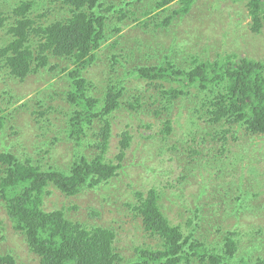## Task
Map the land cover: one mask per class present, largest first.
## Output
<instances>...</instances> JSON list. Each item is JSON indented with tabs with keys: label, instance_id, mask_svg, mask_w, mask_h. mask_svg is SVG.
I'll use <instances>...</instances> for the list:
<instances>
[{
	"label": "rangeland",
	"instance_id": "rangeland-1",
	"mask_svg": "<svg viewBox=\"0 0 264 264\" xmlns=\"http://www.w3.org/2000/svg\"><path fill=\"white\" fill-rule=\"evenodd\" d=\"M22 1L25 0H1L0 5L9 7V12L0 8V13L10 18L9 22L14 20L12 11ZM40 1L36 0L34 16L48 13L45 20H54L59 14L58 9L52 8V12H48L51 3L42 8ZM114 1L120 3L119 0ZM127 1L122 9L113 12L116 19L121 13H125L127 18L117 22L116 28L111 25L112 38L103 45L97 61L85 73L91 85L87 93L90 98L100 100L99 107H102L108 86L121 81L126 87L125 98H134L142 92L145 103L149 101L144 109L146 112L131 110L130 114L120 110L109 117L112 138L107 159L115 166H121L109 186L86 189L77 196H67L51 186L44 209L50 212L63 210L68 218L75 221L113 229L117 233L115 247L125 257V263L129 264L139 253L140 247L155 248L154 240L144 232L142 218L137 214L139 194L146 195L152 189L162 193L163 210L173 224L185 223L198 206L202 207L206 202L213 204L207 192L209 188H203L206 181L202 183L201 177H208L205 168L211 169L215 165L211 162L204 168L203 160L192 165V169L196 170L191 169L189 175L192 183L187 188L180 186L181 173L184 172L180 162L183 158L186 162L194 158L203 159L198 152L204 151L226 159L231 158L232 152L250 155L248 159L251 161L247 160L243 167L234 170L239 177L232 182L226 181L225 187L223 185L220 189L219 200L229 204L220 206L223 238L232 236L235 230L248 227L255 221L254 208L237 214V223L232 228L227 221V212L236 213L248 203L249 208L264 206V176L260 174L264 172V137L252 136L246 127L237 124H223L220 131L203 114L207 102L211 100H208V94L203 93L204 90H197L180 81L156 83L154 87L134 76L132 69L138 71L142 66L163 64L166 59L174 60L184 69H190L198 60L239 61L244 57L262 60L264 29L259 34L252 30L248 8L250 0H197L191 12L184 16L185 19L177 18L167 25L164 24L165 19L181 8L180 2L146 14L150 8L153 9L150 1ZM159 2L162 0L154 1L155 4ZM3 16H0L1 21ZM145 22H150L149 26H145ZM8 27H0V48L10 39ZM150 45L153 50L151 57L147 58L146 54L149 53L140 55L141 51H148ZM73 67L71 61L53 59L47 68L24 81L16 80L0 67V117L7 116L1 129L4 131L0 132V151H14L24 161L33 162L45 171L58 169L67 176L79 157L90 159L98 153L99 134L104 120L95 119L80 134H76L70 124L72 108L67 101L70 84L66 78L70 71L64 69L72 70ZM171 89L186 93L173 104V113L162 108L171 106L163 94ZM159 112L162 115L157 116ZM188 112L190 117L187 119ZM169 116L175 135L162 133V119ZM126 131L132 135L131 147L123 158L117 159L122 134ZM3 135L6 141H3ZM222 137L227 140L225 148ZM233 163L235 161L231 160V168L238 165ZM218 174V179L214 178L216 184L221 183V171L215 172V176ZM242 177L250 179V183L243 186L245 191H250L249 194L244 191L232 192ZM258 197H261L259 201L256 200ZM259 220L264 222L262 214ZM209 234L218 236L216 230ZM0 254L15 255L22 264H41L40 259L29 250L24 237L9 221L1 199Z\"/></svg>",
	"mask_w": 264,
	"mask_h": 264
},
{
	"label": "trees",
	"instance_id": "trees-1",
	"mask_svg": "<svg viewBox=\"0 0 264 264\" xmlns=\"http://www.w3.org/2000/svg\"><path fill=\"white\" fill-rule=\"evenodd\" d=\"M148 1L153 9L150 8L146 14L156 8L180 2L181 8L173 16L165 19L164 24L167 25L177 18L185 19L184 16L191 12L197 0H162L157 4L154 3L155 0ZM119 2L41 0L42 8L51 3L48 12L52 8L59 11L55 19L50 21L45 20L48 13L34 16L36 0H25L12 11L15 19L10 21L11 25L10 18H5L4 13H0V16H3L2 21L0 18V27L10 25L8 27L10 39H7V44L0 48V67L16 80L24 81L48 67L53 59L71 61L74 67L72 70L68 68L70 72L66 78L70 84L67 101L72 108L70 113L72 129L76 134H80L88 129L95 119L104 120L99 134L98 153L96 152L90 159L79 157L68 176L58 169L45 171L33 162L24 161L14 151L8 149L0 151L2 205L14 229L24 237L29 250L40 259L41 264H126L125 257L115 247L117 233L113 229L89 226L85 222L75 221L68 218L63 210L50 212L44 209L51 186L67 196H77L86 189H96L111 183L117 176L119 166H115L107 159L112 137L109 117L120 110L130 114L131 110L146 112L144 109L149 101L145 103L142 92L140 91L134 98H125L126 87L121 81L112 82L108 86L102 107H99L100 100L90 98L87 93L91 86L89 80L85 78L87 69L93 67L99 51L112 38L111 25L116 28L117 22L127 18L125 13L123 15L121 13L117 19L114 17L113 12L122 9L128 1ZM143 2L145 1L141 0L139 3ZM0 8L9 12V7L0 5ZM248 8L252 30L259 34L264 29V0H250ZM149 23L145 22L144 25L149 26ZM196 62L190 69H184L168 59L166 66L161 63L152 64L140 67L138 71L133 68L132 73L154 87L156 83L163 81H180L197 90H204L203 93L208 94V100L211 98L203 113L210 124L219 127L220 131L223 124H228L226 126L237 124L246 127L248 134L252 136L264 137V59L244 57L239 61L221 59ZM163 94L171 106L166 105L162 108L172 113L175 101L186 95L184 90L172 89ZM203 110L202 108L201 111ZM156 115L160 116L162 112ZM170 116L168 119H162L164 123L162 133L175 135ZM189 117L188 112L186 118ZM6 118L7 116L0 117V130L5 125ZM3 136V141H6L5 135ZM222 140L225 148L227 140L225 141L223 137ZM131 142L132 135L126 131L122 134L117 159L127 154ZM198 153L203 159L194 158L193 161L186 162L183 158L180 162L184 168L180 186L188 188L192 183L189 175L192 165L203 160L205 168L212 162L214 168H205L208 177L201 178L202 183L206 181L203 188H209L207 192L213 204L206 202L202 207L198 206L185 223L173 224L163 210L162 193L152 189L146 195L139 194L137 214L142 218L144 232L154 240L155 248L140 247L139 253L134 255L129 264H264V222L259 220L260 214L264 220V206L249 208L248 203L236 213L227 212V221L232 228L237 223V214L254 208L255 211L252 212L255 213V221L248 227L242 226L235 230L232 236L226 238L221 236L220 206L226 207V204H229L219 200L220 189L223 185L225 187L226 181L232 182L239 177L234 170L243 167L250 155L232 152L231 158L226 159L209 151ZM231 160L235 161L233 164L238 165L231 168ZM194 170L196 168L192 169ZM220 171L221 183L216 184L214 178L218 179L220 174L215 176V172ZM260 174L264 176V172ZM246 183H250V179L242 177L232 192L244 191L249 194L250 191L243 188ZM260 199L261 197L256 198L257 201ZM212 230H216L217 237L209 234ZM0 264L22 263L15 255L0 254Z\"/></svg>",
	"mask_w": 264,
	"mask_h": 264
},
{
	"label": "clouds",
	"instance_id": "clouds-1",
	"mask_svg": "<svg viewBox=\"0 0 264 264\" xmlns=\"http://www.w3.org/2000/svg\"><path fill=\"white\" fill-rule=\"evenodd\" d=\"M149 48H150L151 50L148 49V51H145V50H144V51H141V52H140V55H145V53H149V54H146V55H147V58H148V56H149V58H150L151 55H152L150 52H151V51L153 52V50H152V45H150ZM137 51H138V49H137ZM143 52H144V53H143ZM152 59H153V56H152L151 60H152ZM169 60H171V59H169ZM66 61H67V60H66ZM173 61H174V60H173ZM166 63H167V59H166V61H165L162 65H163V66H166ZM159 64H160V63H159ZM154 65H155V64H154ZM156 65H158V64H156ZM149 66H152V64H150ZM177 66H178V65H177ZM179 66H180V65H179ZM179 66H178V67H179ZM142 67H144V66H142ZM46 68H47V67H46ZM44 69H45V68H44ZM135 69H136V68H135ZM42 70H43V69H42ZM64 70H69V69L67 68V69H64ZM64 70H63V71H64ZM143 81H144V80H143ZM163 82H165V81H163ZM167 82H170V81H167ZM179 99H180V98H179ZM176 101H177V100H176ZM111 138H112V137H111ZM110 141H111V139H110ZM127 152H128V151H127ZM91 158H92V157H91ZM116 166H119L118 170H120L121 166H120V165H116ZM71 169H72V168H71ZM107 186H109V184L104 185L103 188H105V187H107ZM101 187H102V186H101ZM99 188H100V187H99ZM96 189H98V188H96Z\"/></svg>",
	"mask_w": 264,
	"mask_h": 264
}]
</instances>
